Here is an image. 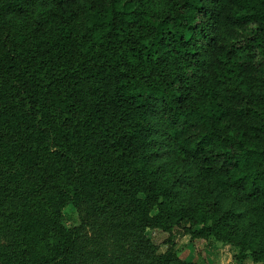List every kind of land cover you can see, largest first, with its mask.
Listing matches in <instances>:
<instances>
[{
  "label": "trees",
  "instance_id": "obj_1",
  "mask_svg": "<svg viewBox=\"0 0 264 264\" xmlns=\"http://www.w3.org/2000/svg\"><path fill=\"white\" fill-rule=\"evenodd\" d=\"M153 2L166 12L149 11ZM155 112L173 174L198 173L230 203L254 204L264 224V0H0V169L33 173L18 211L21 258L0 243V260L74 264L85 223L124 203L134 230L123 264H194L171 245L159 253L147 228L227 241L236 228L234 257L264 261L258 222L235 226L218 196L197 215L170 198L173 181L150 164ZM87 180L103 197L66 227L62 210L82 205ZM18 186L10 175L0 193Z\"/></svg>",
  "mask_w": 264,
  "mask_h": 264
},
{
  "label": "rangeland",
  "instance_id": "obj_2",
  "mask_svg": "<svg viewBox=\"0 0 264 264\" xmlns=\"http://www.w3.org/2000/svg\"><path fill=\"white\" fill-rule=\"evenodd\" d=\"M45 4L37 8L42 11ZM149 11L158 13L166 12L165 6L160 3L153 2L150 4ZM139 25V24H137ZM201 70L206 73V64L201 65ZM195 77V76H194ZM88 92V91H83ZM149 119L153 127L151 141V157L150 164L154 165L158 173L162 174V180H167L174 185V193L177 192L174 200L177 204H181L186 208L192 209L194 214L205 213L209 209L210 202H213L218 196L220 205H222L230 213V221L237 223L238 227L244 229L245 225L258 222V233H264L263 217L258 214L255 205L237 206L226 200L225 193H221V189L214 191L211 182H207L194 171L178 172L173 174L175 168V159L177 154L171 146L164 140L162 134V121L158 113H150ZM184 173V177L182 175ZM30 168H25L19 163L6 165L0 169V187L5 177H15L19 186L10 188L0 193V243L4 244L9 251L17 258H21L23 252V239L21 230L17 227L18 211L22 209L21 204L25 196L30 195L29 182L26 180L32 177ZM182 183L178 187L177 183ZM215 184V183H214ZM92 180H87L83 185V194L85 200L79 208L69 204L63 208V224L66 227L79 226L82 219L89 212L93 213V208L99 205L100 199L103 197V191H99L98 187L93 188ZM31 196V195H30ZM141 200L142 195L138 196ZM145 204H150L149 215L157 214L158 207L156 202L149 200ZM113 212L110 208H106L103 213L96 212L95 216L90 218V224L85 223L84 230L81 231V237L73 249L72 261L74 264H123L129 251V241L132 240L133 227L130 226L134 220V213L129 211L128 204L117 203ZM111 214V215H110ZM254 219H250V217ZM227 214L222 218V222ZM252 225V224H251ZM236 226V224H235ZM197 228V226L195 227ZM225 229L224 231H227ZM237 229L232 231L236 238L230 241L221 240L215 236L207 238L192 239L189 234L178 236L176 228L170 231H162L158 228L145 229V236L158 247L159 253H164L169 245L173 247L174 254L182 261L194 264H264V261L255 262L248 250L244 259L235 258L240 250L241 234L235 233ZM257 238H260L257 235ZM248 238L246 240H254ZM235 256V257H234ZM241 257V256H238ZM0 264H7L0 260Z\"/></svg>",
  "mask_w": 264,
  "mask_h": 264
}]
</instances>
